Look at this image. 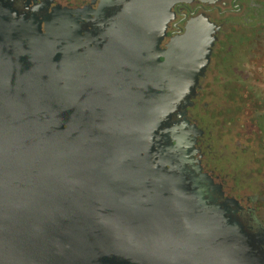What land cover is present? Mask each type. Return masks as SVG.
Segmentation results:
<instances>
[{
	"label": "water",
	"instance_id": "1",
	"mask_svg": "<svg viewBox=\"0 0 264 264\" xmlns=\"http://www.w3.org/2000/svg\"><path fill=\"white\" fill-rule=\"evenodd\" d=\"M190 1L0 0V264H264V232L188 158L207 23L152 57Z\"/></svg>",
	"mask_w": 264,
	"mask_h": 264
},
{
	"label": "flooded vegetation",
	"instance_id": "2",
	"mask_svg": "<svg viewBox=\"0 0 264 264\" xmlns=\"http://www.w3.org/2000/svg\"><path fill=\"white\" fill-rule=\"evenodd\" d=\"M91 1L20 0L29 9L79 8ZM172 14L152 57L197 17L207 23L210 39L206 66L183 115L192 140L188 158L264 232V0H191L174 4Z\"/></svg>",
	"mask_w": 264,
	"mask_h": 264
},
{
	"label": "rangeland",
	"instance_id": "3",
	"mask_svg": "<svg viewBox=\"0 0 264 264\" xmlns=\"http://www.w3.org/2000/svg\"><path fill=\"white\" fill-rule=\"evenodd\" d=\"M261 74L264 76V62L263 65L261 66V70H260ZM264 78V77H263Z\"/></svg>",
	"mask_w": 264,
	"mask_h": 264
}]
</instances>
